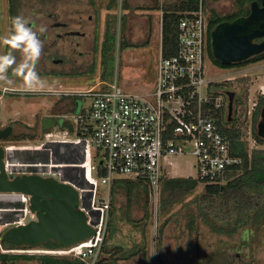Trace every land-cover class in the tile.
Segmentation results:
<instances>
[{"label":"rangeland","instance_id":"1","mask_svg":"<svg viewBox=\"0 0 264 264\" xmlns=\"http://www.w3.org/2000/svg\"><path fill=\"white\" fill-rule=\"evenodd\" d=\"M130 2L132 3V10H124L121 6V0L114 5L113 9H108L109 0H18L16 17L24 18L36 35H40L37 37L41 41L42 50L37 61L41 65L45 63L46 61L43 60L45 55L47 60L54 58L59 59V62L53 61L55 64H50L51 69L47 67L46 72L43 66L39 68L35 65L36 73L45 82L42 90H26L24 81L14 72L15 65L8 69L5 74L6 79L0 80V97L3 99L0 102V129L15 126L13 133L7 140L2 141L3 144L1 145L4 147L13 145L17 149L9 155L11 162L23 165L31 162L42 164L43 167L36 168L37 171L55 173L58 179L75 185L78 191H80V187H83L79 183L82 176H80V168L76 163L83 159V147L86 158L91 163L96 160V150L87 139L78 136L75 132H70L67 122L74 124V119L58 118L54 115L57 113L54 104L59 99L62 100L61 95L44 92L67 90L81 92L102 86V84L104 86L103 82L111 84L115 80L122 89L130 93L149 92L155 89L162 38V12L154 9L155 13L147 15L144 13L147 11L143 8L144 0H131ZM9 7V0H0V37H7L12 32ZM240 7L237 0H208L207 13L210 16L212 12H216L224 17L239 12ZM123 16L126 17L127 21L126 35L128 40L134 44L148 43L146 47L125 50L120 48V38L123 36ZM55 22L68 23L70 30H80L87 35L82 38L67 37L63 40H55L56 33H61V29L52 28L51 25ZM108 29L111 34H117V40L105 63L100 46L93 57L92 46L94 43H92V38L95 37L97 31V37L100 39L98 44L101 43L105 40ZM45 32L49 34L47 40L42 38ZM75 41L80 42L81 45L77 48L73 58L69 46ZM53 42L55 46L52 45ZM9 52L15 56L17 63L21 61L22 54L19 51L11 50L9 46L0 41V55H7ZM81 54L85 55L84 58H80ZM75 62V66L71 65ZM46 64L48 65L47 62ZM208 67V78H214L216 83L223 84L225 90L235 93L240 99L241 104L237 107L235 118L240 120L237 126L242 132L249 152L253 149H264V145H259L252 133V114L259 98L264 95V60L228 69L220 68L213 60H210ZM47 70L51 71L47 72ZM103 72L107 75L105 80L101 77ZM6 89L10 92L13 90L27 92L26 94L23 92L8 94L10 92L6 93ZM28 92L42 93L32 95ZM68 100L75 102L77 112L63 113L64 115H77L81 113L83 108L90 105L89 98L78 96L69 97ZM245 107L248 109L246 115L243 112ZM46 118L56 122V126L49 131L43 128V120ZM49 132L61 135L67 132V136L61 140L47 139L45 134ZM32 134H35V138L30 139ZM19 137L23 139L17 140ZM168 161L172 163L171 165L168 162L165 163L169 177L196 176L197 169L193 156L171 157ZM27 166L24 165L23 170H28L29 167ZM103 189L104 187H101V190ZM204 191L205 184L201 183L194 191L184 196L181 202L165 210L161 208L160 201L156 210L155 204H152L150 200L151 219L146 224L148 255L143 253L135 259L118 261V264H198L195 259L203 257L206 251L208 254L204 257L203 263L216 264L220 259L219 253L209 251L214 249V238L222 237V232L218 230L219 226L228 228V231L237 228V217L235 215L227 216L223 213L225 210L219 206L221 200H217L219 207L211 217H208L207 224L199 217L198 234L201 235L200 237L197 236V230H195L191 239L179 241L182 232L180 224L184 223L186 226L189 216L194 211L201 212V209L207 205L201 199ZM102 197L103 193L99 195V198ZM88 200L89 197L87 196V202ZM23 202L17 198H0V240L3 232L11 226L10 223L7 224L6 222L9 221L7 218L9 214L15 210L14 204H23L19 207L24 208L25 203ZM12 214L17 219V213ZM217 214L222 216L216 217ZM251 224L264 227V220L251 217L249 225ZM109 235L110 233L107 231L105 240L109 238ZM207 236H211L212 239H207ZM196 238L199 239L200 243L196 242ZM207 240L210 243L208 244L209 249L205 247L203 242ZM201 244H204L202 246L203 255L200 253L201 249H198V245ZM186 245H190L193 251L190 252L189 258L183 254L181 249ZM5 252L10 251H7L0 243V253ZM103 257L108 258L109 255L105 253ZM66 258L73 260L71 257ZM9 264H40V262L21 260Z\"/></svg>","mask_w":264,"mask_h":264},{"label":"built area","instance_id":"2","mask_svg":"<svg viewBox=\"0 0 264 264\" xmlns=\"http://www.w3.org/2000/svg\"><path fill=\"white\" fill-rule=\"evenodd\" d=\"M208 26L209 15L203 0H200L199 8L185 14L179 23L177 55L170 58L163 56L161 38L157 84L149 92H127L117 80L111 84L103 82L104 86L81 92H44L61 95L62 98L79 96L90 99V105L81 113L60 117L74 119L75 133L87 139L97 153L92 163L86 155L84 160L76 163L82 176L79 183L83 187H78L83 195L81 208L88 215L94 235L67 248L19 247L13 252L67 255L85 264H96L103 256L114 180L145 183L157 210L162 181L168 177L165 163L171 157L193 156L196 179L205 186L223 184L227 180L230 167L239 164L240 159L232 156L231 141L222 133V128L231 126L226 109V90L216 87L214 78H208ZM6 92L10 90L6 89ZM22 92L26 94L27 91L13 90L10 94ZM66 136L67 132L62 135L45 134L47 139L56 140ZM5 148L8 151L5 161L9 173L46 174L37 171L36 168L43 165L36 162L24 164L29 168L23 170V164L9 159L12 147ZM101 187L104 189L101 190ZM101 193L103 197L99 198ZM0 198L24 201V208L14 210L18 212V219L11 225L24 224L29 216L30 198L17 193H2Z\"/></svg>","mask_w":264,"mask_h":264},{"label":"trees","instance_id":"3","mask_svg":"<svg viewBox=\"0 0 264 264\" xmlns=\"http://www.w3.org/2000/svg\"><path fill=\"white\" fill-rule=\"evenodd\" d=\"M9 14L12 22L17 15L18 0H9ZM119 0H109L108 9H113L114 5ZM240 4V10L237 13L226 16H219L212 12L209 16L211 26H214L220 21H233L239 17L246 16L251 13L250 4L256 0H237ZM204 7L207 10L208 0H203ZM249 4V6H246ZM121 6L124 10H132L129 0H121ZM200 6V0H182L176 3L163 4L162 10V53L165 58H170L178 53V26L182 18L188 12L196 11ZM123 21V36L120 38V48L122 50L128 48L146 47L148 43L134 44L131 43L126 35V17H122ZM117 34L108 31L105 34V40L102 47V58L106 63L107 56L112 48L116 45ZM212 60L220 68H233L236 66L248 65L264 60V53L255 56L245 62L225 65L218 62L213 53L210 54ZM93 71V70H92ZM104 73V72H103ZM106 73L102 74V79H106ZM216 87L223 88V84L216 83ZM71 98V97H70ZM236 108L241 104L238 98ZM264 108V95L259 98L258 104L252 114L253 137L259 145H264V138L258 135L257 123L261 118V112ZM56 111V109H55ZM236 112V111H235ZM244 114L248 113L245 107ZM239 119L235 118L234 122L230 123V128H222V133L231 141L232 156L239 158L240 163L230 167L227 174V181L223 184H207L201 199L207 203L201 209V212L194 211L188 218L186 226L181 223L180 240L188 241L194 235L195 230H199V217L204 223H208V217H211L216 209L220 206L225 210L223 213L227 216L235 215L237 217L236 227L250 223L251 217L259 220H264V149H253L249 152L247 143L243 139L242 132L237 126ZM70 132H75L76 128L73 123H69ZM24 137V135H22ZM19 137L17 140H22ZM30 139L35 138V134L30 135ZM34 163V162H31ZM35 171L36 169L31 168ZM201 181L193 177H165L161 186L160 206L163 210L172 207L174 204L182 201L183 197L194 191ZM150 192L145 183L117 179L114 180L111 188V210L108 222L109 238L105 240L102 252L107 253L108 258L103 257L96 264H108L113 262L128 261L138 256L139 254H147L148 241L146 239V224L151 219L149 209ZM221 200V205L218 206L217 200ZM15 209H22L23 204H14ZM25 206V204H24ZM16 211L12 212L15 213ZM9 214V221L6 223H14L17 221L13 217L14 214ZM18 214V212H16ZM16 214V215H17ZM223 214V216H224ZM142 215V216H141ZM222 216L217 214V216ZM198 216V217H197ZM184 228H183V227ZM12 225L10 226V228ZM219 231L225 232L227 229L219 226ZM230 231V230H229ZM0 243L7 251L0 253L1 264L15 263L16 261H38L40 264H85L78 259L67 255L40 254V253H18L12 250L20 249L19 247L5 241L1 238ZM194 249V247H192ZM183 254L189 258L191 253L190 245L181 248ZM192 251V252H191ZM191 252V253H190ZM13 253V254H10ZM189 253V254H188ZM66 257H71L70 260Z\"/></svg>","mask_w":264,"mask_h":264},{"label":"water","instance_id":"4","mask_svg":"<svg viewBox=\"0 0 264 264\" xmlns=\"http://www.w3.org/2000/svg\"><path fill=\"white\" fill-rule=\"evenodd\" d=\"M251 4L248 17L220 24L213 34V55L225 65L245 62L264 53V0ZM233 108H229V112ZM258 123V135L264 138V108ZM56 122L43 120V128L50 130ZM14 127L0 129V142L7 140ZM8 151L0 145V194L17 193L28 196L29 216L21 225L6 229L2 239L17 247L67 248L92 235L94 229L87 213L81 208L83 195L63 179L51 175H16L6 166ZM116 264V263H110Z\"/></svg>","mask_w":264,"mask_h":264},{"label":"flooded vegetation","instance_id":"5","mask_svg":"<svg viewBox=\"0 0 264 264\" xmlns=\"http://www.w3.org/2000/svg\"><path fill=\"white\" fill-rule=\"evenodd\" d=\"M257 1L259 2L260 6H262V1L261 0H257ZM251 4H252V2H251ZM251 4H250V9H251ZM249 15H250V13L246 16L239 17L236 20L246 18ZM236 20L220 21L217 24H215L214 26H211V23L209 20L208 51H209V56H210L211 61H212V58H211L210 54L213 53V34H214L215 30L222 23H231V22H234ZM10 25H11V29H12L11 17H10ZM51 26H52V28L61 29V33H56L55 40H63V38H67V37H69V38L81 37L82 38V37H86V35H87L86 33L81 32L80 30H70L69 24L65 23V22H55ZM37 36H40V35L38 34ZM97 36H98V34L96 31L95 37L92 38V43H94V46H92V49L94 50L93 57L95 56L96 51H97L99 46L101 48L100 51H102L103 42H104V41H101V43L98 44V42H100V39ZM42 38L44 40H47L49 38V34L45 32L42 35ZM263 41H264V38H260V39H256L254 42L261 43ZM52 45L55 46V43L53 42ZM70 45L71 46H69V48H70L69 50H71V53H73V58H74V56L77 52V48L81 45V43L78 41H75L73 43H70ZM64 50H65V48H64ZM80 56H81L80 58H84L85 55L81 54ZM43 60L46 61L48 63V65L46 64V62L41 65L38 61L36 62L35 65L39 66V68L43 66L45 69V72H46V68L49 67L50 64H55V63H53V61L59 62L58 61L59 59H54V58L52 60H50V59L47 60V57L45 55H44ZM72 61H75V59H72ZM71 65L75 66L76 62L72 63ZM49 71H51V70H49ZM49 71L47 70V72H49ZM225 93H226V109L229 112V108H231V106L233 108V110L229 112V122L232 123L235 120V111H237L236 105L239 101H238V98H237L235 93H232L228 90H226ZM261 120L262 119L260 118L259 122ZM258 123H257V125H258ZM14 128H15V126H14ZM256 128L258 131V126H256ZM45 175H51V176L57 178V175L55 173H52V172L46 173ZM226 229L227 230L225 232H222V237L214 238V240H215V241H213V243H214L213 248L214 249H213V251H211V250L209 251L211 253H213V252L219 253L220 259L216 264H264V230H263L264 227L259 226V225H252V224L248 225V224H246V225L237 226V228L235 230L228 231V228H226ZM196 234L199 237L201 236L200 234H198V232H196ZM179 238H180V236H179ZM207 239H212V238H211V236H209V237L207 236ZM198 240L196 238V242ZM179 241L181 242L180 239H179ZM198 242L200 243V241H198ZM203 242L205 243V247H207L209 249V246H208V244H210L209 241L207 240V241H203ZM202 246H204V244L198 245V249H201L200 253H202V255H203L204 250H202ZM207 254H208V251H206V253L203 255V257H199V258L195 259L197 261V263L198 264H204L203 263L205 260L204 257ZM110 263L118 264V262H113L112 260L108 264H110Z\"/></svg>","mask_w":264,"mask_h":264},{"label":"clouds","instance_id":"6","mask_svg":"<svg viewBox=\"0 0 264 264\" xmlns=\"http://www.w3.org/2000/svg\"><path fill=\"white\" fill-rule=\"evenodd\" d=\"M0 41L9 46L11 50H17L22 54L19 63L11 52L7 55H0V80H5L8 69L15 65L14 72L24 81L26 90H42L45 82L35 71L42 44L36 33L28 26V21L22 17L14 18L12 32L7 37H0Z\"/></svg>","mask_w":264,"mask_h":264},{"label":"crops","instance_id":"7","mask_svg":"<svg viewBox=\"0 0 264 264\" xmlns=\"http://www.w3.org/2000/svg\"><path fill=\"white\" fill-rule=\"evenodd\" d=\"M129 1H131V0H129ZM179 1H182V0H144L145 5L143 6V8L147 10L144 13H146L147 15H152L153 13H155V10H159V11L162 12V10H160V8H162L163 4H165V3H176V2H179ZM206 2H207V0H206ZM162 15H163V12H162ZM2 93L4 94L3 91H2ZM8 94H10V93H8ZM6 96H7V94H6ZM2 101H3V99H1V97H0V102H2ZM54 105H55V109H56V112H57V113H54V115L56 117H58V118H60L61 115H64L63 113H67L68 114V112H69V114H70V112L71 113L72 112L73 113L77 112L76 111L75 102H73L72 100H68V98H62V100L59 99L57 102H55ZM65 105H67V107H64ZM2 144L3 143L0 142V145H2ZM11 147H12L13 150H17L16 148H14L13 145H11ZM82 152H83V159L82 160H84V157H85L84 147H83V151ZM168 163H170V165L172 164L171 162H168ZM166 172H167V176H168V169L167 168H166ZM169 178H175V177H169ZM193 178H196V176L193 177ZM140 255H142V254H139L138 256H136V257H134L132 259L138 258V257H140Z\"/></svg>","mask_w":264,"mask_h":264}]
</instances>
